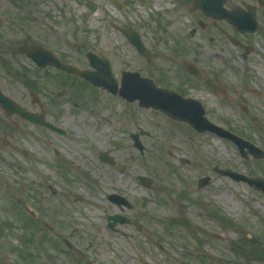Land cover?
I'll return each instance as SVG.
<instances>
[{
    "label": "rangeland",
    "instance_id": "obj_1",
    "mask_svg": "<svg viewBox=\"0 0 264 264\" xmlns=\"http://www.w3.org/2000/svg\"><path fill=\"white\" fill-rule=\"evenodd\" d=\"M117 1L121 8L112 0H0V89L65 131L0 109V264H249L242 250L251 238L261 246L251 263L264 264V193L215 172L264 178V159L245 158L226 138L95 90L76 75L39 68L19 52L41 45L87 70L88 52L104 56L119 82L123 70L138 71L196 98L210 122L264 150V7L257 0L224 4L230 11L257 6L251 34L192 10L194 0H169L159 9L155 0ZM104 6L112 18L95 19ZM123 29L139 32L149 61ZM186 62L199 68L198 77L188 75ZM139 130L147 134L140 136L143 151L130 137ZM101 152L114 163L102 161ZM132 157L128 175L123 164ZM139 176L151 178L150 187ZM205 176L210 183L198 188ZM111 194L132 207L112 202ZM115 214L129 222L110 228L107 217Z\"/></svg>",
    "mask_w": 264,
    "mask_h": 264
},
{
    "label": "water",
    "instance_id": "obj_2",
    "mask_svg": "<svg viewBox=\"0 0 264 264\" xmlns=\"http://www.w3.org/2000/svg\"><path fill=\"white\" fill-rule=\"evenodd\" d=\"M258 2L260 5L264 6V0H258ZM224 3L225 0L198 1V5L206 15L226 18L238 31L241 32L249 31L255 33L257 31L258 23L255 16L256 6H247L248 11H245L242 8H238L236 11L230 12L223 7ZM89 5L91 8H95V5L92 2H89ZM124 34L133 44L137 46L138 50L141 53L148 52L141 42L139 34L137 32L128 30L124 31ZM21 51L30 56L40 67L53 65L68 73L78 74L79 76L91 82L93 85L105 88L114 95L119 93L122 97L126 98L129 101L139 100L141 106H152L165 111L170 117L174 119L187 121L201 132L205 130H212L217 132L219 135L226 136L232 139L239 146L244 156L247 155L244 149L245 147H248L254 158H264V151L256 148L255 146L244 141L241 138H238L228 132H224L221 128H218L207 121V119L204 117L205 112L200 103L194 100H184L182 98H179L172 92L157 89L150 80L142 78L138 73L132 72H123L121 86L119 88L118 81L115 79L114 74L111 70L110 62L106 58L100 59L94 54L88 53L87 56L90 60L91 66L97 70L88 71L61 63L52 52L41 47L31 49L21 48ZM187 68L193 73L196 72V69L191 64H187ZM168 99H171L172 101ZM0 105L8 114L17 112L25 119L53 128V126L49 123H46L44 119H41L36 114L27 112L25 109L21 108L14 101L5 96L1 91ZM134 137L136 139V144L142 149V146L138 139L139 136L135 135ZM101 158L104 161L111 162V158H108L106 154H102ZM217 171L221 174L229 175L237 181L241 180L247 182L249 185L254 186L256 189L264 192V179L260 177L248 178L231 170L218 169ZM140 180L142 184L147 187L149 186V178L141 176ZM209 182V177L202 178L199 180V187L206 186L209 184ZM111 219H113L115 222L120 221L121 223H124L126 221L124 218H121L117 215L110 216L109 220ZM77 253L81 254L80 251H77ZM81 255L83 256V254Z\"/></svg>",
    "mask_w": 264,
    "mask_h": 264
},
{
    "label": "bare ground",
    "instance_id": "obj_3",
    "mask_svg": "<svg viewBox=\"0 0 264 264\" xmlns=\"http://www.w3.org/2000/svg\"><path fill=\"white\" fill-rule=\"evenodd\" d=\"M167 2H169V0H155L156 7L158 9L161 8L162 6H164V7H170V6H168V3ZM102 10H103V14H97V15H95V17H94L95 19L103 20V19H111L112 18V10L109 7L104 6ZM181 12H183V10ZM81 15L84 17V19L86 20V23H87V21H88V14L86 12H81ZM217 54H219V53H217ZM200 95L203 96V93L201 92ZM255 116H256L257 119H261L258 115H255ZM83 119H84V117L83 116H80V120H83ZM104 130L105 131H108L107 127ZM104 136H105L104 131L101 132L100 134H98V137H101L102 138ZM215 143L216 144H219L218 142H215ZM132 159H133L132 162L123 164V169H125V172L128 175H130L129 168L130 167H132V168L135 167L136 159L133 158V157H132ZM224 202H225V205L226 206H229V201L228 200H225ZM91 214L95 217V215L97 214V212L94 211V212H91ZM94 224H95V221H92V225H94Z\"/></svg>",
    "mask_w": 264,
    "mask_h": 264
},
{
    "label": "trees",
    "instance_id": "obj_4",
    "mask_svg": "<svg viewBox=\"0 0 264 264\" xmlns=\"http://www.w3.org/2000/svg\"><path fill=\"white\" fill-rule=\"evenodd\" d=\"M259 250L260 249L257 246L250 245L249 243H246L245 246H243V251L247 256H257L260 254Z\"/></svg>",
    "mask_w": 264,
    "mask_h": 264
},
{
    "label": "flooded vegetation",
    "instance_id": "obj_5",
    "mask_svg": "<svg viewBox=\"0 0 264 264\" xmlns=\"http://www.w3.org/2000/svg\"><path fill=\"white\" fill-rule=\"evenodd\" d=\"M160 82H162V83H165V79L164 78H161V80H159ZM161 84V83H160ZM162 86H165L164 84H161Z\"/></svg>",
    "mask_w": 264,
    "mask_h": 264
}]
</instances>
